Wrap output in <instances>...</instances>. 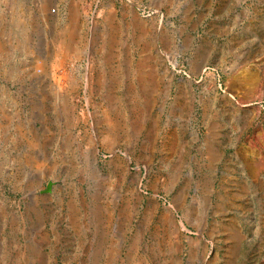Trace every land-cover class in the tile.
Instances as JSON below:
<instances>
[{"label": "rangeland", "instance_id": "1", "mask_svg": "<svg viewBox=\"0 0 264 264\" xmlns=\"http://www.w3.org/2000/svg\"><path fill=\"white\" fill-rule=\"evenodd\" d=\"M0 264H264V0H0Z\"/></svg>", "mask_w": 264, "mask_h": 264}, {"label": "water", "instance_id": "2", "mask_svg": "<svg viewBox=\"0 0 264 264\" xmlns=\"http://www.w3.org/2000/svg\"><path fill=\"white\" fill-rule=\"evenodd\" d=\"M246 164V163H245ZM246 166V168H247V171L248 172H244V175L247 177V174H251V172H253L254 173V170L252 169V168H248V165L246 164L245 165ZM254 169H255V175H258L257 174V170H258V168H256V165H254ZM53 182L52 181H48L47 182V184H46V190H49L50 189V186H51V184H52Z\"/></svg>", "mask_w": 264, "mask_h": 264}, {"label": "bare ground", "instance_id": "3", "mask_svg": "<svg viewBox=\"0 0 264 264\" xmlns=\"http://www.w3.org/2000/svg\"><path fill=\"white\" fill-rule=\"evenodd\" d=\"M134 23H136L137 24V21H134ZM137 26V25H136ZM113 31V30H112ZM77 32V31H76ZM73 34H75V29H74V26H73V29L71 30V32H70V35H73ZM115 38V37H114ZM115 40V39H114ZM112 45V44H111ZM146 54H148V53H146ZM143 65V64H142ZM148 66V65H147ZM139 67V66H138ZM150 71V70H149ZM139 79H141V78H143L142 77V73L140 74V76L138 77ZM146 80V79H145ZM142 82H144V81H142ZM146 90V89H145ZM249 96V95H248ZM251 97V96H250ZM246 98V97H245ZM248 98V97H247ZM248 162V161H247ZM246 163V162H245ZM253 163V162H252ZM247 164V163H246ZM251 167V166H250Z\"/></svg>", "mask_w": 264, "mask_h": 264}]
</instances>
